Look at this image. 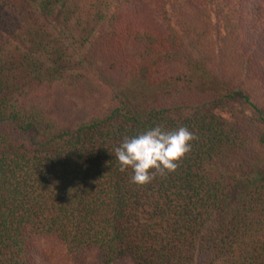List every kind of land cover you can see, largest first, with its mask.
Instances as JSON below:
<instances>
[{"label":"trees","instance_id":"1","mask_svg":"<svg viewBox=\"0 0 264 264\" xmlns=\"http://www.w3.org/2000/svg\"><path fill=\"white\" fill-rule=\"evenodd\" d=\"M157 125L198 139L138 186ZM0 264H264V0H0Z\"/></svg>","mask_w":264,"mask_h":264},{"label":"clouds","instance_id":"2","mask_svg":"<svg viewBox=\"0 0 264 264\" xmlns=\"http://www.w3.org/2000/svg\"><path fill=\"white\" fill-rule=\"evenodd\" d=\"M197 139L187 127L169 131L157 125L136 136H125L114 154L119 170L131 169V182L146 186L158 175L176 172Z\"/></svg>","mask_w":264,"mask_h":264},{"label":"rangeland","instance_id":"3","mask_svg":"<svg viewBox=\"0 0 264 264\" xmlns=\"http://www.w3.org/2000/svg\"><path fill=\"white\" fill-rule=\"evenodd\" d=\"M148 86V79L141 75L140 77L131 81L128 86H124L122 90L123 92L129 94L131 98L134 101H137L139 104H147L150 103L151 99L153 98V92ZM213 88L215 89L216 86L213 85ZM213 88L211 87L210 89Z\"/></svg>","mask_w":264,"mask_h":264}]
</instances>
